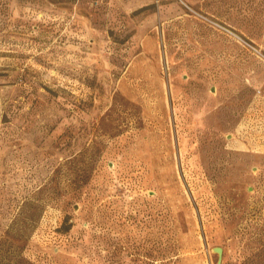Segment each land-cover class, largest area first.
Masks as SVG:
<instances>
[{
  "label": "rangeland",
  "instance_id": "1",
  "mask_svg": "<svg viewBox=\"0 0 264 264\" xmlns=\"http://www.w3.org/2000/svg\"><path fill=\"white\" fill-rule=\"evenodd\" d=\"M17 261L264 264V0H0Z\"/></svg>",
  "mask_w": 264,
  "mask_h": 264
},
{
  "label": "water",
  "instance_id": "2",
  "mask_svg": "<svg viewBox=\"0 0 264 264\" xmlns=\"http://www.w3.org/2000/svg\"><path fill=\"white\" fill-rule=\"evenodd\" d=\"M216 251H218L220 254L222 253V249L221 248H216Z\"/></svg>",
  "mask_w": 264,
  "mask_h": 264
},
{
  "label": "trees",
  "instance_id": "3",
  "mask_svg": "<svg viewBox=\"0 0 264 264\" xmlns=\"http://www.w3.org/2000/svg\"><path fill=\"white\" fill-rule=\"evenodd\" d=\"M17 262H18V261H17ZM17 262H16V263H14V264H19V262H18V263H17Z\"/></svg>",
  "mask_w": 264,
  "mask_h": 264
}]
</instances>
